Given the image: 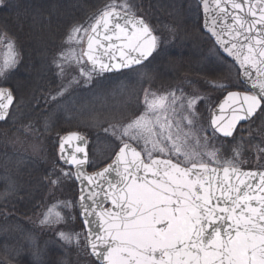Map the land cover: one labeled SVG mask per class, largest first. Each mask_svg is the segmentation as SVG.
Instances as JSON below:
<instances>
[{
    "label": "snow or ice",
    "instance_id": "1",
    "mask_svg": "<svg viewBox=\"0 0 264 264\" xmlns=\"http://www.w3.org/2000/svg\"><path fill=\"white\" fill-rule=\"evenodd\" d=\"M201 2L207 10L208 0ZM212 3L225 19L232 20L220 32L213 29L217 43L236 56L242 67L256 68L255 79L248 68L244 71L251 90L229 92L220 105L221 112L231 110L229 118L216 115L211 120L228 137L240 121L258 110L264 113V0ZM0 7H6L5 0H0ZM130 8L126 0L120 5L113 2L88 27L74 26L67 42L81 45L87 37L86 47L79 54L73 48L62 51L54 61L60 73L66 65H76L88 82L93 74L130 68L150 57L158 37L142 19L129 14ZM224 32L230 40L221 38ZM113 37L122 43H102ZM0 44L6 49L0 61V77H4L19 63V53L6 32L0 33ZM72 82L78 81L73 78ZM197 99L185 98L182 90L179 97L174 91L157 95L145 90L144 110L123 125H110L112 135L120 141L119 150L113 163L94 175L82 171L88 162L86 138L78 132L61 138V153L66 144L73 147L61 158L76 166V178L83 177L100 189L87 196L82 190L79 198L84 223L96 222L89 221V216L99 221L100 230L89 228L86 235L90 253L99 264H264V172L244 171L238 151L231 160L219 161L217 151L209 149L205 130H197L194 124ZM13 101L12 91L0 88V121L8 117ZM74 141L80 143L73 146ZM129 141L139 144L141 150ZM113 173L115 178L109 179ZM98 179L108 185L107 191ZM101 193L111 201V209L103 208V201L96 199ZM63 219L59 211L49 210L41 223L56 224ZM58 236L65 244L79 246V233L59 231ZM31 241L33 256L38 259V242Z\"/></svg>",
    "mask_w": 264,
    "mask_h": 264
},
{
    "label": "trees",
    "instance_id": "2",
    "mask_svg": "<svg viewBox=\"0 0 264 264\" xmlns=\"http://www.w3.org/2000/svg\"><path fill=\"white\" fill-rule=\"evenodd\" d=\"M122 1L125 0H13L11 6L7 1L6 7H0V29L15 40L21 54L20 65L11 77L12 84H9L16 93L18 87L34 89L28 94L25 110L35 115V118L27 119L34 127H25L27 121L0 123V264H81L79 246L55 240L49 233L40 235V228L35 223L39 212L46 209L61 191L53 184V167L69 169L59 159L57 137L80 131L91 143V138L104 135L95 133L97 125L86 130L72 120L62 124L65 116L59 113L48 115L52 120L47 126L36 127L35 120H42L44 109L57 107L62 100L57 97L60 89L53 86L56 78L53 67L70 28L92 23L107 5L113 2L118 5ZM131 3L136 6L133 9H138L149 21L160 42L158 51L143 66L152 78L143 86L150 83L159 88L183 83L186 89H191V83L197 84L199 98H208L203 97L200 102L205 109V119L209 118L211 107L225 94L224 89L207 82L209 79L234 83L230 89H245L240 80V84L235 85L239 78L236 67L221 55L210 36L203 31L196 0H131ZM196 47L200 54L196 53ZM212 52V57L208 58L207 53ZM166 64L175 66L176 71L164 69ZM128 74L132 72L102 76L108 82L102 86L101 93L103 89L109 91L111 80H120ZM120 107L125 108L123 104ZM214 135L213 139L227 148L239 144V140H247L241 132L230 139ZM89 150L93 155L90 146ZM108 161L97 160L100 163L97 165L90 160L89 168L95 170ZM71 182L73 192L78 191L74 179ZM76 211V223L83 226L78 208ZM31 238L36 239L40 248L36 263L33 262Z\"/></svg>",
    "mask_w": 264,
    "mask_h": 264
},
{
    "label": "rangeland",
    "instance_id": "3",
    "mask_svg": "<svg viewBox=\"0 0 264 264\" xmlns=\"http://www.w3.org/2000/svg\"><path fill=\"white\" fill-rule=\"evenodd\" d=\"M6 2L7 5L9 6H11L14 3L13 0H5V3ZM122 2L124 3L125 1ZM126 2L131 6L130 12H133L135 14H140L138 9H133L136 8V6L134 3H131V0H126ZM120 4L122 3H119L118 5ZM92 23L91 22L86 24L81 23L78 25H83L84 27H88ZM73 27L70 28L67 36L69 35ZM4 32H5L4 30L0 29V33H4ZM66 38L65 40L62 41L63 43L61 44V51L57 53V58L55 59V61L58 59V56L62 51H65L69 48H73L76 50V53L79 54L80 49L85 46V41L83 44L77 45L74 43H68ZM15 46H16V50L19 53V63L15 66V68L10 69L4 77H0V88L9 87L13 89L12 85H10L9 83L12 82L11 77L13 76V73L19 67L21 62L20 48L16 42H15ZM197 49L198 48L196 47V53L200 54L201 51ZM5 51L6 49L3 46V44H0V61H2ZM208 51L210 52V50ZM212 54L213 52L207 53L206 56L210 58L212 57ZM53 68H55L56 70L53 71L56 73L55 76L53 75L54 77H56L54 79L55 83L53 86L59 88L60 92L63 91L65 88L67 90L63 91L62 95L57 96L59 98L61 97L62 99L57 107L48 106L44 109L45 114L43 115V119L35 120V126L36 127H41V125L47 126L49 123L48 121L52 120V117H49L48 115L50 114L54 116L57 115L58 113L65 116V117L63 116L65 120L62 121V124L68 122L69 120H72V122L78 123L79 125L83 126L86 130H90L92 127L97 125L95 133L100 132L102 133V135H104L103 137L91 138V143H90V139L87 137L86 134L83 133L88 138V145L90 146V148H92L93 155H91L90 151L89 153L93 157V159L92 157H90V160L94 161L97 165L100 164L99 162H96L97 160L110 161L113 158L114 154L119 150L120 141L117 139L116 136L112 135V128H110V125H123L127 123L134 116L139 115L144 110L143 100H144L145 90L156 93L157 95L166 94L174 91L178 97L181 95V90H182L185 95V98H190L192 96L198 97L193 109L195 113V115L192 117L194 124L197 130L200 128H203L205 130L204 135H206L208 138L207 143L209 149H215L217 151L218 159L221 163L226 159L231 160L233 158L234 151H238L240 153L238 157V162L241 168L248 167L254 169L256 168L264 169V113L262 112H260L256 116V118L250 120L249 122H247L246 124L242 125L239 128L238 132L244 134V139L247 140H242V141L239 140V144H235V146H228L227 148L226 146L219 145L218 141H216L215 138H214L215 140L213 139V137L215 136L214 134L216 133L213 131L210 125V114H209V118L205 119L204 118L205 109H203L202 106L200 105V102L203 100V97H205V99L207 100L208 98L206 96H200L199 98L198 95L199 92H197L198 89L197 84L194 85L193 83H191L190 84L191 89L189 88L186 89L183 83H179L180 85H175V86L169 85L159 88L153 87L150 83H148L146 86H143V84L146 81L152 79L150 76L151 74L148 75V71H147L148 69H146V67H143L133 70L132 73L134 74L131 75L128 74L122 77L120 80H116V79L111 80V87L109 88V91L103 89L104 91L103 93H101L102 86L105 84V82H108V80L102 81L104 77H102L101 75L93 74L92 79L88 82H85V79L80 76V73L77 70L76 65H66L63 74L60 73V69L57 67L56 63H54ZM163 68L169 69L172 72L176 71L175 66L170 67L167 66V64ZM86 70H87V66H86ZM234 71H235L234 76L236 77V69ZM73 78H75V80L78 82L70 83V81H73ZM207 82L211 83V85H213L214 87H218V85H225L227 88L220 87L224 89V92L230 91L231 90L230 88L234 85V83L232 82L229 84L224 82L220 83V81H214V79H209ZM235 83H236L235 85L240 84L239 78ZM26 87H27L26 89L23 87H18V92L17 93L15 92V94H17V97H19V102H17L16 107L12 110L10 117L7 119V121L10 120V123L19 124L27 121L29 117L35 118L34 114L30 115V113H26L25 110L27 107L26 104L27 98L30 97V95L28 96V94L33 93L34 91L33 88H32L33 90H31L28 88V86ZM234 90H239V89L236 88ZM75 104L78 106H74ZM121 104L125 106L124 110L121 109L120 107ZM215 105L211 107L209 113H211ZM31 126H33V124L30 123V121L28 120L25 127H31ZM104 129H109V131L105 132ZM1 131L2 130L0 128V132ZM61 137L62 135L57 137L58 155H59V140ZM102 141L104 143L101 144ZM129 143L135 145L137 148H139V150H141L140 145L137 144L136 142L129 141ZM155 155L156 154H154V156ZM53 171H54L53 181H56L55 186L61 189V191L60 194H58L53 200L51 199V203H49L50 205L46 209H43L39 212V216L37 218L38 221L35 223V226L40 228V235L44 233V235L46 236V234L49 233L50 236H52L55 240L60 239L58 236L59 231L79 233L80 234L79 253L81 255V260L79 259V261L81 262V264H99L89 254L88 246L86 243V232L84 227L76 223L77 222L76 220L78 219V215L76 213L77 212L76 208H78V191L75 189L76 192H73L74 191L73 184L71 182L72 179H74L73 176L74 173L71 169L65 170L64 168L61 167L59 168L53 167ZM64 173H68V175L65 176ZM48 202L49 200L45 203V206L48 205ZM65 204H70V206L65 207L64 206ZM49 210L59 211L61 215L64 217V219L56 224H48V225L42 224L41 220H43L45 214L48 213ZM73 245L76 244L73 243ZM33 259H34L33 262L36 263L37 258L33 256Z\"/></svg>",
    "mask_w": 264,
    "mask_h": 264
},
{
    "label": "water",
    "instance_id": "4",
    "mask_svg": "<svg viewBox=\"0 0 264 264\" xmlns=\"http://www.w3.org/2000/svg\"><path fill=\"white\" fill-rule=\"evenodd\" d=\"M197 1H198V3L200 4L201 11H202V16H203V29H204V31H205L206 33H208V34L211 35V37L214 39L215 43L217 44L219 50L221 51V53H222L223 55H225L227 58H229V59H230V60H231L236 66H237V68H238V70H239V73H240V79H241V81L246 85V87H247V91H250V90H251V83H250V81L248 80V78L244 76V71H245V68H248V70L254 74V75H253V79H255V78H256V77H255L256 68H249L248 65H245L244 67H242L241 64H240V61L236 58V56H234V55H230L229 53H227V52H225V51L223 50V47H222L219 43H217V41H216V36L213 34V29H214L216 32H220L221 29L225 26L226 23H227V24L232 23L231 18H227V19H225L224 14L221 13V12H219V10L215 8V5L212 3V0H208V8H207V10L204 8V5H203V3L201 2V0H197ZM222 3H223V4H226V3H227V0H222ZM118 11H120V10H118ZM228 11H229V12H232V11H233V10L231 9L230 5H228ZM120 12H121V15H124V11H120ZM129 14L132 15L133 17H135V19H137V20L142 19L145 23H147L143 17H141V16H136V15L131 14V13H129ZM152 32H153V31H152ZM153 34H154V32H153ZM154 35H155V34H154ZM221 38L224 39V40H230V39H231V38L227 35L226 32L222 33ZM86 40H87V39H86ZM102 43H104V44L114 43V44L120 45V44L122 43V41H117V40L115 39V37H113V40H112V41L109 42V41H103V40H102ZM85 47H86V44H85ZM233 51H235V49H234ZM118 55H119V54L117 53V57H118ZM133 55H135V54L133 53ZM151 56H152V55H151ZM151 56H150V57H151ZM150 57H148L146 60H143V61L141 62V64H143L145 61H147ZM113 62H117V61H113ZM141 64H138V65H137V64H133L130 68H133V67L139 66V65H141ZM130 68H121V69H119V70H114V71H112V72H119V71L126 70V69H130ZM105 73H111V72H105ZM7 89H9V88H7ZM10 90H11V89H10ZM11 91H12V90H11ZM230 92H240V91H230ZM12 93H13V92H12ZM228 93H229V92H228ZM228 93L222 98V100L218 103V105H217V106L215 107V109L213 110V112H212V114H211V120H212V118H214V116H216V115H222V116L224 117L225 120L229 118L230 113H231V110H230V109L225 108L223 112H221V110H220V105L223 104L224 101L227 99ZM13 96H14V94H13ZM14 102H15V97H14L13 104H14ZM13 104H12V106H13ZM12 106L9 108V113H10V111H11ZM258 111H259V110H258ZM258 111H257V112H258ZM8 115H9V114H8ZM255 115H256V114H255ZM255 115H254V116H255ZM254 116H252V117H251L250 119H248V120H242V121H240V122L236 125V127H235V129H234V131H233L232 136L236 133L238 127H239L241 124L246 123L247 121L251 120ZM6 119H7V118H6ZM4 121H5V120H4ZM0 122H2V121H0ZM212 127L214 128V130H215L218 134H220V135L223 136V137H226V136L223 135L222 132L217 131L215 126H212ZM66 135H67V134H66ZM64 136H65V135H64ZM64 136H63V137H64ZM232 136H228V137H226V138H229V137H232ZM84 137H85V136H84ZM85 138H86V137H85ZM86 140H87V139H86ZM60 141H61V140H60ZM59 143H60V142H59ZM77 143H80V142H79V141H74V142H73V146H74L75 144H77ZM133 147H135V146L133 145ZM65 150H66V151H65L64 153H61V151H60V157H62V156H67L68 153H71V152L73 151V147H70L69 145L66 144V145H65ZM137 150H138V149H137ZM86 151H87V154H88V156H89L88 148H87V147H86ZM76 155H77L78 157H80V158L83 157V153H76ZM61 159H62V158H61ZM114 160H115V157H114V159L111 161V163H109V164H112ZM62 161H63L65 164H67L68 166L72 167V168L75 170V173H76V166H75V165H72V164H70V163H67V162L65 161V159H62ZM87 164H88V162H87ZM87 164L84 165L83 168H82V171H83L86 175H94L96 172L102 171L104 168L108 167V165H109V164L106 165L105 167L99 169L98 171H95V172H89V171L87 170ZM243 170H244V171L264 172L263 169H243ZM106 175H107V174H106ZM114 178H115V174H114V173H113L112 175L109 176V179H114ZM76 180H77V183H78V185H79V187H80V195H81V193H82V190H83V193H84L86 196H87V195H88L93 189H95L97 192L100 191V189L95 188V185H94V184H89V182H88L87 180H85L83 177H81L80 179H77V178H76ZM98 182H99L100 184H102V185L104 186V190L107 191L108 185L104 182V180H103V179H98ZM96 199H97V200H101V201H103V208H105V209H111V208H112L111 201L108 200V199H105L103 193H101V195L97 196ZM80 203H81V201H80ZM85 203H91V201H87V200H86ZM80 211H81V219H82V221H83V223H84V213H83V211H82L81 208H80ZM97 211H99V208H97ZM88 219H89V221H96V222H94V223H89V224H87V225L84 223L86 229L88 230L89 228H92V229H95L96 231H99L100 228H99V221H98V218L95 217V216H89Z\"/></svg>",
    "mask_w": 264,
    "mask_h": 264
}]
</instances>
